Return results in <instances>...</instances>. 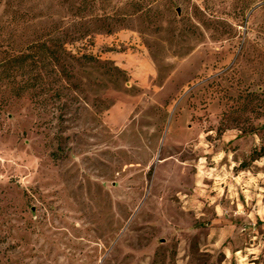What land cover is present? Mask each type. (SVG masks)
Masks as SVG:
<instances>
[{
    "label": "rangeland",
    "instance_id": "rangeland-1",
    "mask_svg": "<svg viewBox=\"0 0 264 264\" xmlns=\"http://www.w3.org/2000/svg\"><path fill=\"white\" fill-rule=\"evenodd\" d=\"M263 100L264 0H0V264H264Z\"/></svg>",
    "mask_w": 264,
    "mask_h": 264
},
{
    "label": "trees",
    "instance_id": "trees-1",
    "mask_svg": "<svg viewBox=\"0 0 264 264\" xmlns=\"http://www.w3.org/2000/svg\"><path fill=\"white\" fill-rule=\"evenodd\" d=\"M22 56H24V55H21L18 58H22ZM258 96L259 95L256 92H248V93H246L245 96H243L242 94H240L239 98H242V100H243L242 108L243 109H246L247 107H249V105H251L253 103L251 105L252 106L251 109L254 108V110H255V108L259 106V101L260 100L258 99ZM246 98H247V100H246ZM263 102H264V100H263ZM257 110H259V109H257ZM256 112H258V111H256Z\"/></svg>",
    "mask_w": 264,
    "mask_h": 264
}]
</instances>
